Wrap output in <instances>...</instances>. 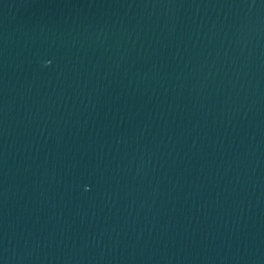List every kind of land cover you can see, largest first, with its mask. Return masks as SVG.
<instances>
[{
  "label": "water",
  "instance_id": "obj_1",
  "mask_svg": "<svg viewBox=\"0 0 264 264\" xmlns=\"http://www.w3.org/2000/svg\"><path fill=\"white\" fill-rule=\"evenodd\" d=\"M0 264H264V0H0Z\"/></svg>",
  "mask_w": 264,
  "mask_h": 264
}]
</instances>
